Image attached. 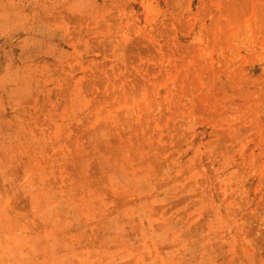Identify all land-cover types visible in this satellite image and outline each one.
<instances>
[{
	"label": "rangeland",
	"instance_id": "374dc122",
	"mask_svg": "<svg viewBox=\"0 0 264 264\" xmlns=\"http://www.w3.org/2000/svg\"><path fill=\"white\" fill-rule=\"evenodd\" d=\"M0 264H264V0H0Z\"/></svg>",
	"mask_w": 264,
	"mask_h": 264
}]
</instances>
